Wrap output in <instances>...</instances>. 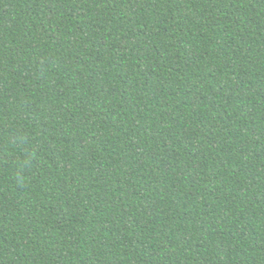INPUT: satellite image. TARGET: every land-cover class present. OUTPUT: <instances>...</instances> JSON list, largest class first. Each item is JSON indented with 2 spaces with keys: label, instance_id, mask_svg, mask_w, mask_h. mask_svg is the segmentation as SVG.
I'll return each mask as SVG.
<instances>
[{
  "label": "trees",
  "instance_id": "trees-1",
  "mask_svg": "<svg viewBox=\"0 0 264 264\" xmlns=\"http://www.w3.org/2000/svg\"><path fill=\"white\" fill-rule=\"evenodd\" d=\"M0 264H264V0H0Z\"/></svg>",
  "mask_w": 264,
  "mask_h": 264
}]
</instances>
